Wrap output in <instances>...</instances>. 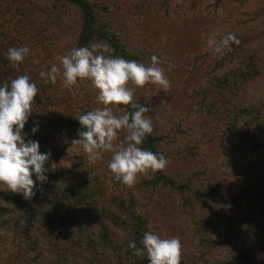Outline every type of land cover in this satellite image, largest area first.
<instances>
[{
    "label": "trees",
    "instance_id": "1",
    "mask_svg": "<svg viewBox=\"0 0 264 264\" xmlns=\"http://www.w3.org/2000/svg\"><path fill=\"white\" fill-rule=\"evenodd\" d=\"M124 1L137 27L150 4L162 21L178 16L184 23L207 13L215 42L185 60L196 77L184 95L186 112H176L172 88L165 93L149 83L136 89L134 101L150 109L145 115L154 129L140 147L169 163L139 175L131 188L107 166L126 130L96 163L72 145L85 130L76 117L103 107L90 81L65 87L62 75L52 84L39 74L53 64L62 70L58 57L71 49L103 42L111 46L106 56L147 66L155 55L169 79L181 70L176 59L161 44H145L117 27L118 0H0V86L19 75L36 84L23 132L26 142H39L41 153L51 152L47 182L32 175L31 199L0 184V264H149L146 254L136 256L129 247L134 241L142 249L146 232L178 237L181 264H264V0ZM228 33L238 43L216 53ZM13 47L29 48L18 68L6 59ZM113 111L120 116L133 109ZM147 196L171 203L165 217L175 233L157 223Z\"/></svg>",
    "mask_w": 264,
    "mask_h": 264
},
{
    "label": "clouds",
    "instance_id": "2",
    "mask_svg": "<svg viewBox=\"0 0 264 264\" xmlns=\"http://www.w3.org/2000/svg\"><path fill=\"white\" fill-rule=\"evenodd\" d=\"M230 42L238 43L233 33L226 34L216 43L214 51L222 52ZM110 49L107 42L94 44L91 48H73L58 57L62 70L53 64L50 70L41 71L39 75L52 84L57 82L58 75H62L65 87L75 85L78 79L90 81L97 90L96 100L103 107L76 117L85 130L78 131L79 139H74L72 145L81 146L88 161L96 163L102 158V152L113 149L118 132L126 130L127 135L107 166L117 181L131 188L139 175L162 171L169 163L162 153L140 147L145 136L152 134L154 129L151 118L145 115L150 109L134 101L135 91L151 83L167 93L171 85L155 55L146 66L136 60L104 55ZM28 53V47L9 48L6 59L18 68ZM37 93L38 88L28 75H19L0 86V184L12 193L22 194L26 200L35 195L33 173L41 184L47 182L45 164L51 156L50 151L40 152L38 141H25L23 129ZM119 105L130 106L133 111L117 116L113 107ZM37 130L38 125L33 127V134ZM141 243L142 249L134 241L129 247L135 250L136 256L146 254L149 264H181L182 244L178 237L161 238L146 232Z\"/></svg>",
    "mask_w": 264,
    "mask_h": 264
},
{
    "label": "rangeland",
    "instance_id": "3",
    "mask_svg": "<svg viewBox=\"0 0 264 264\" xmlns=\"http://www.w3.org/2000/svg\"><path fill=\"white\" fill-rule=\"evenodd\" d=\"M206 3L209 0H201ZM120 8L116 9L113 13L116 19L117 27L123 29L126 33L136 32L138 36L145 44L158 43L165 48V52L168 53L170 57L176 59L178 65L181 67L179 72L174 73L170 81V88L173 90L171 97L172 103L176 107V112L178 114L186 112L188 104L185 101L184 95L187 92L190 84L196 80L193 74H189L185 60L189 57L191 53L196 52L198 49L203 48L212 38V32L210 30V25L208 23L209 14L203 15L201 12L194 13L187 19L184 23L179 21L177 16L172 22L162 21L160 15L157 12L156 7L153 4L147 6L144 18L139 27L135 26L129 20V9L125 4L124 0H118ZM232 28V26H229ZM64 106L59 104L56 112L61 110ZM146 200H151V209L155 211L157 216V223L161 226L166 227L170 234L175 233L171 229V223L166 219L165 216L170 214L171 203L167 198L162 197L153 201L150 196L145 197ZM166 199V203L162 204ZM181 234L178 232L176 234Z\"/></svg>",
    "mask_w": 264,
    "mask_h": 264
}]
</instances>
